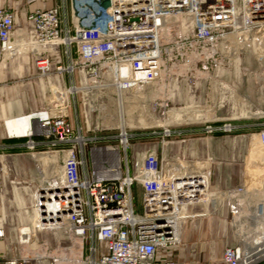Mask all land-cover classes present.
<instances>
[{
	"label": "built area",
	"instance_id": "1",
	"mask_svg": "<svg viewBox=\"0 0 264 264\" xmlns=\"http://www.w3.org/2000/svg\"><path fill=\"white\" fill-rule=\"evenodd\" d=\"M22 10L0 3V66L9 52L26 57L48 98L28 132L4 135L23 139L34 160L32 188L10 180L17 207L15 190L30 192L31 225L18 240L33 254L0 264H58L72 251L76 264H181L180 252L211 248L218 231L224 263L264 264V193L213 184L209 153L203 161L197 142L179 139L174 151L168 139L263 126L249 135L264 154V0H60ZM189 78L207 85L204 97L189 84L190 115L175 121L204 128L151 124L141 135L159 142L137 144L125 126L115 132L117 114L138 105L159 119L150 104ZM5 168L0 202L9 194L1 174L14 171ZM50 232L55 249L38 240Z\"/></svg>",
	"mask_w": 264,
	"mask_h": 264
},
{
	"label": "rangeland",
	"instance_id": "2",
	"mask_svg": "<svg viewBox=\"0 0 264 264\" xmlns=\"http://www.w3.org/2000/svg\"><path fill=\"white\" fill-rule=\"evenodd\" d=\"M5 67H9L8 73H6V75ZM18 70H21V73L18 74ZM189 81L183 84L181 83L180 87L178 88V90L180 89V93L179 91L172 90L171 94H167L165 98L158 99L156 100V102H152V104H150L149 109L151 110V113H154V110L160 111L159 119L162 121L163 125H158V129H162L163 126L166 125H168L171 130L189 128L202 129L205 127L206 123L204 122H183L181 124H177L174 119L173 111L178 110L179 107H185L186 109L184 110H186L187 113H189L190 111V108L188 106H190L193 99L191 98L192 96H190V92H187L189 84L193 85L195 83L197 86L194 94L195 97H199L200 99L204 97V90L207 85L203 81H199L197 78H189ZM47 89L48 88L46 81L40 80L38 76L33 74V69L30 61L26 59L22 60L21 58H17L16 60L8 59L4 65H1L0 109L2 110L3 114H1L0 118V136H3L5 134L22 135L28 132L29 130L24 132L20 131L18 129L19 127L15 126V124L22 119L30 121L35 114L31 111L40 109L45 105L46 98H48ZM162 93L164 94L163 91ZM155 105H157V107L156 109H153ZM17 111H22V113L16 114ZM72 114L75 118L74 112H72ZM139 114L142 116H144L145 114V112H143V109L140 108V105H138V107L135 106L131 110V112L123 113L121 116L117 114V116L115 117L116 120L114 125V129H116L115 132L120 131V128H122V125L124 124L127 130L138 134L135 139L131 140V143L137 144V142L139 141H147L152 143L159 142L160 137H143L141 135L142 133L149 131L146 128L139 126L149 123L139 120L141 118ZM183 119H186L185 116H183ZM262 128L263 126H255V128L253 129H246L240 132H232L229 134H223L220 132H200V134L198 133L195 135L187 133L182 134L181 136H170L168 139L175 141V143H171L170 145V147H172L171 149H173L174 151H176L180 147L179 142H176L179 139H187V145L191 142H197V144L199 145V149H202L203 154L205 155L202 159L203 161L207 159L206 154L209 153L208 156L211 158V162H208L212 167L211 179L213 184L216 182H221L222 184L231 183L234 185L247 183L244 174L249 175L252 183H257L259 179L264 176V167H262L264 166V160L262 156L259 155L258 145L256 144V142H250L251 136L249 134L259 132ZM196 137H201V139H198V141L189 140L190 138ZM248 150H251L253 152L252 155L248 156ZM9 165L11 164L9 163ZM22 166H24L23 168L26 169L25 172H20L14 169V171L10 170L5 172L4 174H1L2 176H4V180L7 184V189L9 190V194L5 196L7 199L12 200L13 197L11 191L12 185H10V180L14 179L15 181L20 182L18 186H26L32 188V185H34V182L31 181V172L34 166L33 156H27L26 161L22 163ZM13 187H15L16 189L17 186ZM248 188L254 189L253 192H256V194H259V192L264 193V183L259 187L253 185L251 187L248 186ZM15 192L16 200H19V198L20 202L22 200L21 205L17 207V210L21 216L20 227L24 228L30 226V218L33 215L30 192L29 190L26 193H24L23 191V193H21L19 192V190H15ZM134 197L136 210L140 211L142 208V201L141 192L138 187H134ZM14 207H16L15 204ZM48 235L50 248L55 249L57 246V239H55L50 233ZM38 237L40 236L38 235ZM65 243L68 244L69 241H66ZM34 253L36 254L37 252ZM39 253L41 252L39 251L38 254ZM23 254L31 255L33 253L30 254L29 252H24ZM60 256L62 257V253L60 254ZM60 262L61 261H59L58 264H60Z\"/></svg>",
	"mask_w": 264,
	"mask_h": 264
},
{
	"label": "crops",
	"instance_id": "3",
	"mask_svg": "<svg viewBox=\"0 0 264 264\" xmlns=\"http://www.w3.org/2000/svg\"><path fill=\"white\" fill-rule=\"evenodd\" d=\"M60 0H0V3L4 6H11L13 8H16L17 10L23 9L21 13H25L28 11H33L36 8H48L52 5L58 4ZM19 15V14H18ZM10 59L16 60L17 58H13L14 56H9ZM23 59H26L24 57ZM6 68V73H8V68ZM10 72V71H9ZM21 73V70H18V74ZM2 110L0 109V118L1 114H3ZM186 111L183 110V113H180V111H173L174 119H180L183 118V116H187ZM22 113V111H17L16 114ZM37 115H33L32 118L36 117ZM32 118L30 121H27L25 119L20 120L18 123L15 124V126L19 127L18 129L22 132L27 131L31 129V123ZM30 122V123H29ZM124 125V124H123ZM122 125V126H123ZM198 128H189L188 130H195ZM23 139H11L7 138L4 135L0 136V158L1 155L6 158L7 168L15 169L17 171H23L25 172L24 166H22V163L26 161V157L29 155H32L30 152L31 150L26 147L24 144ZM42 148V147H40ZM9 163L11 165H9ZM0 164H2L0 167L5 168V163L1 161ZM21 164V165H20ZM24 165V164H23ZM6 169V168H5ZM263 182L259 180L257 183L253 184L256 186H262ZM252 185V186H253ZM254 195V194H253ZM258 193L255 195L257 196ZM260 195V194H259ZM1 202L3 203L1 205ZM0 202V231H3V236L0 237V260L2 259H10L14 257L20 256V254H23L24 252H28L26 247L24 245H21L19 243V229L21 228L20 220L21 216L20 213L17 210V206L14 207L13 202L10 199H7L6 197H3ZM16 205V204H15ZM23 231L28 232V228L25 227L22 229ZM49 234V233H48ZM47 233H39L38 235L41 237H38V240H48ZM50 234L57 239V234ZM224 246V235L222 231H218L216 233L214 242L211 248H201L197 250H186L184 252H180L178 254V258L181 261V264H226L222 261V251ZM36 255H41V253H37ZM78 256V253L75 251H72L71 253L67 255H63L64 257L60 264H76L72 263L69 259L71 257Z\"/></svg>",
	"mask_w": 264,
	"mask_h": 264
},
{
	"label": "bare ground",
	"instance_id": "4",
	"mask_svg": "<svg viewBox=\"0 0 264 264\" xmlns=\"http://www.w3.org/2000/svg\"><path fill=\"white\" fill-rule=\"evenodd\" d=\"M9 56H12L11 55V53L9 52ZM164 89V88H163ZM163 89H161L163 92H164V90ZM160 90V91H161ZM161 91V92H162ZM183 110L184 109H186V108H182ZM181 109V110H182ZM186 111V110H185ZM185 113H187V111L185 112ZM139 116L141 117L139 120H142V121H146V122H148L149 124H145V125H141V126H139V127H145V126H148V125H151V124H153V125H163L162 124V121L160 120V119H157V120H155V119H153V120H149V119H146L144 116H142V115H140L139 114ZM138 120V121H139ZM160 122V123H159ZM168 123V122H167ZM166 123V124H167ZM125 125H123L122 127H124ZM138 127V126H137ZM250 142H256V144L258 145V152H259V155H261L262 156V158H263V160H264V154H263V146H262V144L260 143V141H259V139H258V135H253V136H251L250 137ZM252 151L251 150H248V156H250V155H252ZM264 163V162H263ZM262 165V164H261ZM262 167H264V166H262ZM244 177H245V180H246V184H247V186H249V187H251L253 184H255V183H252V181L250 180V178H249V175H247V174H244ZM259 180H261L263 183H264V176H262V178H260ZM26 232V231H25ZM64 256L65 255H67L66 253H62Z\"/></svg>",
	"mask_w": 264,
	"mask_h": 264
}]
</instances>
